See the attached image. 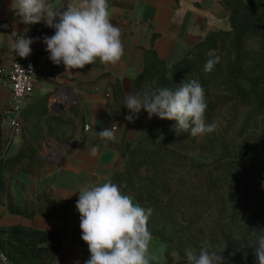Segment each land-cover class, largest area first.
<instances>
[{
	"label": "trees",
	"instance_id": "obj_1",
	"mask_svg": "<svg viewBox=\"0 0 264 264\" xmlns=\"http://www.w3.org/2000/svg\"><path fill=\"white\" fill-rule=\"evenodd\" d=\"M220 3L229 16L230 30L208 32L180 59L161 60L153 47L158 34L152 33L133 91L155 93L162 87L175 89L182 82L198 81L205 91L206 123L215 124L224 111L227 113L226 131L221 138L211 133L190 136L189 132L176 131L175 121L156 116L149 119L148 148L127 140L114 143L98 135L80 133L78 138L79 144L105 145L118 151L124 168L110 180L125 186L122 191L142 207L153 209L148 229L164 246L166 264H188L185 250L189 248L197 253L207 248L210 254L220 255L225 244L223 264H257L253 248L259 233L251 231L264 230V0ZM32 27L44 29V24ZM212 56H219L220 61L212 71L205 72L204 65ZM34 63L36 66V60ZM115 96L123 114L128 115L120 90ZM47 101L44 95L25 105L21 134L25 139L9 157L3 155L7 116L0 110V203L5 198L12 215H41L63 222L61 230L0 227V250L16 264H52L68 218L80 217L77 201L62 209L46 192L36 195L37 207L19 206L3 179L4 172L34 175L46 164L37 146L45 138L55 137V128L64 122L61 113H50ZM240 104L249 109L238 140L225 141L223 135L235 124ZM142 112L147 114L143 109ZM224 147L226 157L214 159L215 169L205 168L196 157L206 152L214 155ZM226 188L234 194L228 205Z\"/></svg>",
	"mask_w": 264,
	"mask_h": 264
},
{
	"label": "crops",
	"instance_id": "obj_2",
	"mask_svg": "<svg viewBox=\"0 0 264 264\" xmlns=\"http://www.w3.org/2000/svg\"><path fill=\"white\" fill-rule=\"evenodd\" d=\"M48 2L59 9L63 3H75L77 0ZM108 3L111 22L121 29L124 46V54L116 64H102L97 60L93 65L68 72L62 63L55 65L49 60L42 39L33 43L37 76L26 105L44 95L48 96V105L58 88H66L73 93L76 101L60 113L63 120H69L70 128L75 133L67 142L69 146H65V153L58 159L51 155L36 174L18 171L3 173L6 189L19 206L32 204L37 207L39 201L35 197L44 192L49 193L52 200L73 204L78 200L79 193L76 192L82 186L100 185L116 171L123 170L124 160L117 150L105 145L97 146V154L92 155V146L79 144L80 133L96 137L104 128H115L112 142L127 140L149 147L148 115L141 110L134 123L127 122L115 92L120 90L124 99L126 94H134L133 82L143 68L144 48L149 46L152 33L158 34L153 44L158 57L169 61L178 59L182 51L196 45L208 32L228 31L231 28L229 16L220 0H108ZM16 9V0H0V68L6 71L10 69L12 60L20 59L13 53L11 41L16 34L30 30V25L21 22ZM54 34L55 30L45 25L44 29L37 27L34 30V38ZM10 102V92L0 87V110L6 109ZM49 111L52 113V110ZM6 127L9 132L7 124ZM20 142V138L12 141L13 153ZM13 226L61 230L63 222L41 215L32 218L12 215L7 210V200L4 198L0 203V227ZM81 235L80 217L68 218L57 257L52 264H85L90 253ZM148 257L150 264H166L164 246L154 237L149 243Z\"/></svg>",
	"mask_w": 264,
	"mask_h": 264
},
{
	"label": "clouds",
	"instance_id": "obj_3",
	"mask_svg": "<svg viewBox=\"0 0 264 264\" xmlns=\"http://www.w3.org/2000/svg\"><path fill=\"white\" fill-rule=\"evenodd\" d=\"M16 4L21 22L26 25L43 22L55 30L53 36L42 38H29L27 29L23 34L15 33L11 48L20 58L31 54L30 46L38 39L46 45L49 60L55 65L62 63L68 72L93 65L97 60L114 65L124 54L121 29L111 22L108 0L65 2L59 9L53 8L48 0H16ZM219 61V56H212L206 61L204 71H212ZM123 107L128 110L125 120L129 123H134L143 109L149 119L156 116L175 121L176 131L189 132L193 137L211 133L216 127L214 123H206L205 91L196 80L182 82L175 89L162 87L155 93L126 94ZM115 131L107 127L97 134L112 141ZM97 151L93 147L91 154L96 155ZM123 187L109 179L100 185L86 184L76 192L81 239L90 253L85 264H150L148 248L152 234L148 221L153 209L135 202L122 191ZM251 232L259 233L253 249L257 264H264V230ZM226 247L227 244L223 251ZM221 254H210L207 248L198 253L191 248L185 250L188 264H223Z\"/></svg>",
	"mask_w": 264,
	"mask_h": 264
},
{
	"label": "built area",
	"instance_id": "obj_4",
	"mask_svg": "<svg viewBox=\"0 0 264 264\" xmlns=\"http://www.w3.org/2000/svg\"><path fill=\"white\" fill-rule=\"evenodd\" d=\"M34 30L35 28L30 25V30L27 31L26 35L29 38H34ZM30 47L31 54L28 57L12 60L10 69L8 71L0 68V87L9 91L11 94V102L9 103L8 107L3 110L4 115L7 116V125L9 127L8 137L10 141H14L15 139L21 137L24 127V118L22 112L28 97L34 90V80L37 76V70L34 63L35 50L33 44ZM62 89L66 88H58L49 99L48 107L50 110H53L55 105L65 103L66 106H68L76 101V98L72 92L66 89L71 95H64L61 92ZM50 143L54 142L46 141L44 144V150L47 152V155H43V157L48 158V161L50 160L49 157L51 155V157L58 159L62 154L65 153V150L63 152H53L52 150H49L48 146ZM0 264L16 263L10 261L7 255L0 250Z\"/></svg>",
	"mask_w": 264,
	"mask_h": 264
},
{
	"label": "rangeland",
	"instance_id": "obj_5",
	"mask_svg": "<svg viewBox=\"0 0 264 264\" xmlns=\"http://www.w3.org/2000/svg\"><path fill=\"white\" fill-rule=\"evenodd\" d=\"M186 50L182 51V53L179 55V59L183 57V55L185 54ZM63 90V89H62ZM62 92V91H61ZM248 106L247 105H244V104H240L237 108V115H236V120H235V124L223 135V139L225 141H228V142H232V141H237L238 140V134H239V131L240 129L242 128L243 126V123H244V120L246 119V116H247V112H248ZM226 116H227V113L226 111L223 112L221 118L219 120H217V122L215 123L216 127H215V130L213 132H211V135H218L220 136L221 138V133H223V131H226ZM70 122L68 119L64 120L63 124L57 128H55V137H52V138H45L41 144L39 146H37V153L39 156L42 157L43 160H47L48 158H44L43 155H47V152L44 150V144L46 141H52L54 143H50L48 148L49 150H52L53 152H56V151H60L62 152L61 150H65V147L67 148V146H69V144L67 143L68 141H70L73 137H74V130H72L70 128ZM3 135H4V145H3V155L4 157H9L11 155H14L18 148L20 147V145L23 143L25 137L22 136L20 137V145L18 146L17 150L15 153H13L12 151V145L14 143H12V141L9 140V132L7 130V127H6V124L3 125ZM57 144V145H56ZM58 145H61V146H58ZM73 144H71L72 146ZM197 159H199V161L201 163L204 164L205 168L209 169V170H212V169H215L217 167V163L214 162L217 157H220L221 159L222 158H225L226 157V150H225V147L222 148V149H219L217 150V152L212 155L208 152H206V154H204L203 156H196ZM203 167V166H202ZM233 197H234V194L232 191H230L229 189L226 188V204L227 203H230V201L233 200ZM56 204L64 209L65 206L68 205V203L62 201V200H59L56 202ZM228 205V204H227ZM226 205V207H227ZM30 207L28 208V211H30ZM71 211V210H70ZM70 211L68 214H70Z\"/></svg>",
	"mask_w": 264,
	"mask_h": 264
},
{
	"label": "water",
	"instance_id": "obj_6",
	"mask_svg": "<svg viewBox=\"0 0 264 264\" xmlns=\"http://www.w3.org/2000/svg\"><path fill=\"white\" fill-rule=\"evenodd\" d=\"M65 107H66L65 103H62L60 105H55L54 110H52L51 112L55 114L60 113Z\"/></svg>",
	"mask_w": 264,
	"mask_h": 264
},
{
	"label": "bare ground",
	"instance_id": "obj_7",
	"mask_svg": "<svg viewBox=\"0 0 264 264\" xmlns=\"http://www.w3.org/2000/svg\"><path fill=\"white\" fill-rule=\"evenodd\" d=\"M62 94L64 95H71L66 89L62 90ZM62 152L64 151L63 149L61 150Z\"/></svg>",
	"mask_w": 264,
	"mask_h": 264
}]
</instances>
